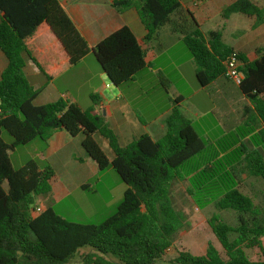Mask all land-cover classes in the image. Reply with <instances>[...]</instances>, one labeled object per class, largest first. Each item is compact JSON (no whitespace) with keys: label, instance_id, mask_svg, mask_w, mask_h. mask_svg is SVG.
I'll return each instance as SVG.
<instances>
[{"label":"trees","instance_id":"obj_1","mask_svg":"<svg viewBox=\"0 0 264 264\" xmlns=\"http://www.w3.org/2000/svg\"><path fill=\"white\" fill-rule=\"evenodd\" d=\"M187 1L115 2L119 13L137 11L147 35L140 42L123 27L90 50L59 0H0V49L8 61L0 80V264H73L79 256L82 264H264V214L240 189L248 178L264 184V48L256 60H248L225 43L221 31H202L183 12ZM234 14L254 17L255 26L264 24V6L252 0H237L223 9L224 19ZM166 25L181 35L201 87L225 76L231 57L240 61L243 81L238 87L250 107L239 128L206 145L180 112L182 99L177 98L162 140L143 134L121 146L96 110L94 96L87 110L64 100L35 105L40 90L24 74L26 59L51 81L92 51L111 85L120 87L148 66L145 45ZM48 30L71 57L54 68L36 46ZM159 80L167 92L169 81L162 75ZM58 131L81 136L82 148L98 170L112 168L127 186L116 213L99 225L70 222L51 207L38 213L37 201L51 194L53 169L41 170L35 161L18 170L12 166L10 152L35 140L46 143ZM176 180L187 181L188 195L205 207L214 204L238 215L236 227L217 216L210 220L224 256L210 245L204 255L178 251L167 259L181 226L171 197ZM246 248H258L260 259L251 260ZM85 249L90 252L81 253Z\"/></svg>","mask_w":264,"mask_h":264},{"label":"crops","instance_id":"obj_2","mask_svg":"<svg viewBox=\"0 0 264 264\" xmlns=\"http://www.w3.org/2000/svg\"><path fill=\"white\" fill-rule=\"evenodd\" d=\"M117 1L121 0H59L90 50L123 27H128L140 42L147 35L137 11L129 9L119 13L114 7ZM236 1L189 0L182 5V10L193 16L202 31H221L225 43L253 61L258 58L259 49L264 48V24L255 26L254 17L241 14L224 19L223 9ZM252 1L258 6H264V0ZM1 18L0 12V21ZM182 44L184 45L181 35L172 32L169 25L161 28L155 40L145 45L148 66L138 73L133 81L120 87L111 85L92 51L51 81H47L29 59H26L24 74L34 88L40 90L34 102L37 106L64 100L87 110L93 106L91 97H96V110L117 135L121 146L130 144L143 134L149 135L154 141L166 134V119L173 107L162 110L160 106L156 108L153 105L147 111L143 105L155 98H161V92H166L160 85L159 76L162 75L170 83L164 96L172 104L174 99L181 98L180 108H183L185 96L178 89L179 85H189L192 91L190 98L200 95L202 91L207 94L215 105V111L219 113V122L223 127L220 137L222 138L243 124L244 114L248 111L250 102L242 95L239 87L225 76L207 87H201L196 79L193 58ZM36 46L39 52H45L46 61L52 68L71 59L49 30L37 39ZM166 56H170L168 65L161 62ZM172 56L175 58H171ZM7 65V58L0 49V80ZM83 68L86 69V78L81 81L78 80V74ZM146 70L150 71L146 73ZM146 75L151 77V82L142 83L141 76ZM113 87L114 92L108 93ZM192 111L198 118L201 111L189 109L188 116L184 115L195 126L190 116ZM41 146L45 149L39 152ZM24 148L29 150L28 162L35 161L38 164V159L46 163L43 167L38 164L41 170L49 166L54 171V177L50 181L51 194L41 197L37 201V208L44 211L51 207L59 216L68 220L55 210V205L70 197L73 191L89 189L90 181L101 178L100 171L82 148V137H71L65 131H58L46 143L41 144L35 140ZM71 163L76 165L69 167Z\"/></svg>","mask_w":264,"mask_h":264},{"label":"rangeland","instance_id":"obj_3","mask_svg":"<svg viewBox=\"0 0 264 264\" xmlns=\"http://www.w3.org/2000/svg\"><path fill=\"white\" fill-rule=\"evenodd\" d=\"M182 46L184 47L183 44ZM170 56L164 57L161 62L168 65L170 63ZM171 58L175 57L172 56ZM149 71L150 70H146L145 72L148 73ZM84 73H86L85 68L79 72L78 80L80 79L82 81L86 78ZM141 77H143L141 80L142 83L151 82L150 76L146 75ZM113 89L114 87L108 90V93L114 92ZM178 89L185 96L183 108L179 107L180 112L188 116L189 109L200 110L201 114L199 118L193 115L194 111H192L190 115L191 120L195 124L193 127L204 144L209 145L215 143L221 137L223 127L219 122V113L215 111L213 102L203 91L200 95L190 98L192 91L187 84L179 85ZM161 93V98H155L143 104L147 111L153 105L156 106V108L160 106L162 110L166 107H174V104L169 102V99L164 96L166 92ZM162 138H156L155 140L160 141ZM3 139L7 143L12 142V138L7 133L3 134ZM36 141L41 144L43 143L41 140ZM100 144L105 152L110 154V150L102 138ZM26 149L27 148H24V146H20L13 153L10 152L11 163L15 170L20 169L30 160L29 150ZM44 149L45 147L41 146L38 151L40 152ZM37 162L41 167L46 165V163L38 159ZM73 165L76 164L71 163L69 167ZM60 173L61 171H59L58 174ZM100 177L99 179L90 181L89 189L73 191L70 197L66 198L61 204L55 205V210L66 216L70 222L83 225H99L112 217L123 200V195L127 186L112 168L100 172ZM187 186V181L176 180L171 187L173 206L176 211H178L181 226L175 235L172 248L167 253V259L175 257L178 251H188L197 256L204 255L210 245L217 248L221 255L224 256V251L211 229L210 220L217 216L229 226L236 227L238 225V215L231 210H219L214 204L205 207L202 200L200 201L196 198L192 199L190 195H188ZM240 189L254 201L258 209L264 214L263 182L260 179L248 178L241 183ZM231 238L234 239L235 235H231ZM262 241L264 244V238ZM89 252L90 249L81 251V253L84 254H88ZM245 252L251 260L256 261L260 259V251L258 248H246ZM81 262L79 256L75 259L73 264H82Z\"/></svg>","mask_w":264,"mask_h":264},{"label":"built area","instance_id":"obj_4","mask_svg":"<svg viewBox=\"0 0 264 264\" xmlns=\"http://www.w3.org/2000/svg\"><path fill=\"white\" fill-rule=\"evenodd\" d=\"M240 67L241 63L236 56L231 57L226 64L225 77L237 86L241 85L243 81V75L240 71ZM36 211L39 213L41 210L37 208Z\"/></svg>","mask_w":264,"mask_h":264}]
</instances>
